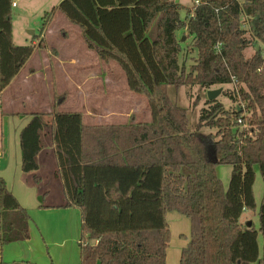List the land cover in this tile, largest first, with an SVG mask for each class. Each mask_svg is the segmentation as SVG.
I'll return each instance as SVG.
<instances>
[{"label":"trees","instance_id":"1","mask_svg":"<svg viewBox=\"0 0 264 264\" xmlns=\"http://www.w3.org/2000/svg\"><path fill=\"white\" fill-rule=\"evenodd\" d=\"M13 2L0 0V94L35 48L14 44ZM56 12L100 62L120 69L150 119L87 125L80 113L60 111L67 95L54 92L50 112L33 113L20 134L22 171L38 192V155L52 148L64 201L40 208L80 211V264H166V214L175 211L190 224L179 264H264V197L257 208L252 187L254 168L264 186V0H194L187 8L175 0H62L31 41ZM226 84L235 105L206 100L191 129L187 110L167 93ZM218 166L231 168L227 188ZM245 213L256 215L257 230L240 220ZM29 220L0 178V251L30 238Z\"/></svg>","mask_w":264,"mask_h":264},{"label":"crops","instance_id":"2","mask_svg":"<svg viewBox=\"0 0 264 264\" xmlns=\"http://www.w3.org/2000/svg\"><path fill=\"white\" fill-rule=\"evenodd\" d=\"M22 1L26 5L18 10L15 19L26 18L24 15L30 7H35L33 16L42 18L44 13L56 8L62 0ZM14 3L16 4V0ZM15 9H19L18 4L12 7V10ZM13 23L14 44L25 46L31 43L35 48L31 58L0 94V178L5 181L8 191L12 193L19 205L28 212L30 238L27 241L4 247L0 251V264H80L78 244L81 237L80 211L75 208H40L43 204L49 207L61 206L64 201L61 182L55 177L56 161L52 148L47 147L38 155L39 168L35 173L42 177L44 185L38 192L31 182L30 175H25L22 171L20 134L30 123V116L38 113L36 111L27 112L25 106L39 91L34 86L36 83L34 79H39L42 76L41 72L47 75L51 72H59L64 79L69 78L68 81L76 86L75 90L79 93V86L71 80V77L78 74L82 77L89 75L95 77L97 73H100V68L104 63L98 60L94 52L87 50L78 29L57 12L53 14L43 35L33 41L31 38L35 32H33L34 35H30L31 38L28 41L24 35L15 33ZM52 35H56L55 43L51 40ZM41 39L43 44L38 47ZM71 39L77 45H71ZM78 46L80 48H77ZM79 97L82 98V96ZM24 98L26 105H24ZM82 100L85 103L87 101L86 98ZM50 110L40 113H49ZM85 118L83 117V121ZM86 120L94 122V118ZM98 123L84 124L98 125ZM248 214L245 213L242 217ZM170 217L173 220L178 219L176 214H170Z\"/></svg>","mask_w":264,"mask_h":264},{"label":"rangeland","instance_id":"3","mask_svg":"<svg viewBox=\"0 0 264 264\" xmlns=\"http://www.w3.org/2000/svg\"><path fill=\"white\" fill-rule=\"evenodd\" d=\"M175 1L185 8L190 7L194 3V0ZM16 4H18L19 9L12 10V17L14 18V31L17 35H24L25 38L30 41L31 34H29V32L32 31L35 32V34L37 33V30L41 24V18L39 16H33V10L35 9V7H30L27 10L26 15H24L26 18L18 17L17 19H15V15L18 14V10H21V8L26 5L22 0H16ZM177 37L181 41L182 48L188 47L190 38H188V40L183 38L180 32H178ZM55 38L56 35L51 36V40L54 43L56 40ZM70 43L71 45H77V43L73 39L70 40ZM77 48L80 47L78 46ZM256 49L257 46H254L245 50V57H249L252 53H254ZM195 55V51L193 53L191 52V54L189 53V55L187 56L181 54L179 56V64L182 63L184 57L186 56V66L189 67V64L191 63L190 58L195 57ZM64 73L66 72L64 71ZM41 75L42 76L39 77V79H34L36 82L34 86L39 89L38 93L31 97V99L27 102L28 105H26V101L24 98V105H26L25 110L27 112L36 111L40 113L50 110L52 107L51 102L53 93L55 92L57 94L65 93L67 95V98L63 103L64 105L60 108V111L64 113H80L82 115V119L83 117H86L85 121L82 120L84 123L88 122L90 124H96L100 122L98 123V125H120L130 122H147L150 120L147 102L145 101L144 97L129 92L127 85L125 84V79L122 72L113 63L104 64L100 68V73H97L95 77L94 75L82 77L80 74H78L77 76H72L71 80L76 82L79 86V93H77L75 90L76 86H74L72 82L68 81L69 78L66 77V79H64V77H62L57 71L51 72L49 73V75L41 72ZM231 89H233V86L226 84L225 86L212 87L210 90H221V92L223 93L220 94L216 99L220 101L224 105V107H229L230 105L235 104H233L227 96H224V94L226 90ZM167 93L171 100L176 101L180 107L187 110L189 127L190 129L194 128L198 120V111L204 107V104L207 100V92L200 90L198 87H182L178 90H175L172 87L167 89ZM16 95L18 96V93H16ZM79 96H82V98H86V103ZM197 97H199V102L194 105ZM88 118H94V122L86 120ZM230 169L231 168L229 166L216 167V170H218L217 175L222 181V185L224 188H227L231 172ZM254 169L255 180L252 187L254 190V201L257 205V208H259L264 196V186L261 182L258 169ZM170 214H176V216H178V219L173 220L172 217L169 218ZM242 218L240 219L242 222L251 220L252 225H254L255 229L257 230L258 222L256 215L252 217V214H248L246 217L244 216ZM166 223L169 226L170 232V243L166 250L165 257L166 264H179L180 252L189 243V224L186 217L177 211L168 212L166 214ZM257 239L259 249L261 250L262 239L260 238V235L257 237Z\"/></svg>","mask_w":264,"mask_h":264},{"label":"water","instance_id":"4","mask_svg":"<svg viewBox=\"0 0 264 264\" xmlns=\"http://www.w3.org/2000/svg\"><path fill=\"white\" fill-rule=\"evenodd\" d=\"M182 18H185V14H182ZM31 35H34L32 31H30ZM221 94V90H207L206 96H207V100H215L219 95ZM246 227L250 228L252 226V222L250 221H246L245 224Z\"/></svg>","mask_w":264,"mask_h":264},{"label":"built area","instance_id":"5","mask_svg":"<svg viewBox=\"0 0 264 264\" xmlns=\"http://www.w3.org/2000/svg\"><path fill=\"white\" fill-rule=\"evenodd\" d=\"M195 4H197V2H196V1H195ZM15 6H16V4L13 2V3H12V5H11V7H15ZM263 55H264V53H263ZM238 123H239V125L241 124V122H240V121H239Z\"/></svg>","mask_w":264,"mask_h":264}]
</instances>
